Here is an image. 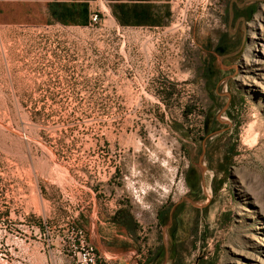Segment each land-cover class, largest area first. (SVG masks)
<instances>
[{
    "label": "rangeland",
    "instance_id": "rangeland-1",
    "mask_svg": "<svg viewBox=\"0 0 264 264\" xmlns=\"http://www.w3.org/2000/svg\"><path fill=\"white\" fill-rule=\"evenodd\" d=\"M226 1L171 0L159 28L0 24V264L89 247L98 264H264V71L246 64L264 2L203 77Z\"/></svg>",
    "mask_w": 264,
    "mask_h": 264
},
{
    "label": "crops",
    "instance_id": "crops-1",
    "mask_svg": "<svg viewBox=\"0 0 264 264\" xmlns=\"http://www.w3.org/2000/svg\"><path fill=\"white\" fill-rule=\"evenodd\" d=\"M170 2L171 0H0V24L84 26L90 23L92 14L97 12L100 18H111L124 27L159 28L165 26L171 18ZM154 248L155 246L148 248L146 258H153ZM141 253L144 251L141 250ZM156 253H159L158 250ZM117 254L119 256L103 255L102 264H134L121 252Z\"/></svg>",
    "mask_w": 264,
    "mask_h": 264
},
{
    "label": "flooded vegetation",
    "instance_id": "flooded-vegetation-1",
    "mask_svg": "<svg viewBox=\"0 0 264 264\" xmlns=\"http://www.w3.org/2000/svg\"><path fill=\"white\" fill-rule=\"evenodd\" d=\"M244 0H227L223 14V20L226 21V33L217 36L215 42H210L205 46L204 56L200 64V74L204 77L208 74H219L229 69L228 59L236 56L239 52L237 43L241 42L242 36L239 31L248 24L256 10L264 0L245 2ZM234 29V30H231ZM180 204L173 207V213L179 209Z\"/></svg>",
    "mask_w": 264,
    "mask_h": 264
},
{
    "label": "built area",
    "instance_id": "built-area-1",
    "mask_svg": "<svg viewBox=\"0 0 264 264\" xmlns=\"http://www.w3.org/2000/svg\"><path fill=\"white\" fill-rule=\"evenodd\" d=\"M100 16L97 12H94L91 16L89 24H95L99 21ZM83 261L80 264H98L96 260V255L91 247L84 249L81 252Z\"/></svg>",
    "mask_w": 264,
    "mask_h": 264
},
{
    "label": "bare ground",
    "instance_id": "bare-ground-1",
    "mask_svg": "<svg viewBox=\"0 0 264 264\" xmlns=\"http://www.w3.org/2000/svg\"><path fill=\"white\" fill-rule=\"evenodd\" d=\"M261 27V26H260ZM261 29V28H260ZM263 30V29H262ZM264 33H261L260 35H263ZM264 39V38H263ZM262 48V50H258L256 49V51L261 52V55H255L252 60L248 59V61H246V64H258V67L256 70H260V71H264V44H259ZM251 61V62H250ZM263 65V67H261ZM262 73V72H261ZM262 76V75H261Z\"/></svg>",
    "mask_w": 264,
    "mask_h": 264
},
{
    "label": "water",
    "instance_id": "water-1",
    "mask_svg": "<svg viewBox=\"0 0 264 264\" xmlns=\"http://www.w3.org/2000/svg\"><path fill=\"white\" fill-rule=\"evenodd\" d=\"M253 1H256V0H244L243 2H240L239 4L242 5L245 2H253Z\"/></svg>",
    "mask_w": 264,
    "mask_h": 264
}]
</instances>
